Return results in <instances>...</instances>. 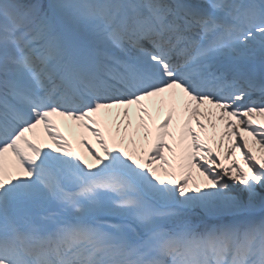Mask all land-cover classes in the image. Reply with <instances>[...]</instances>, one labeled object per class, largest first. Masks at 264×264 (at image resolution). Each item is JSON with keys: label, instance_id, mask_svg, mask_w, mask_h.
<instances>
[{"label": "snow or ice", "instance_id": "obj_1", "mask_svg": "<svg viewBox=\"0 0 264 264\" xmlns=\"http://www.w3.org/2000/svg\"><path fill=\"white\" fill-rule=\"evenodd\" d=\"M0 264H264V0H0Z\"/></svg>", "mask_w": 264, "mask_h": 264}, {"label": "rangeland", "instance_id": "obj_2", "mask_svg": "<svg viewBox=\"0 0 264 264\" xmlns=\"http://www.w3.org/2000/svg\"><path fill=\"white\" fill-rule=\"evenodd\" d=\"M89 138L91 139V137H90V136H89ZM93 139H94V138H93ZM80 150H81V151H83V149H82V148H81ZM85 155H86V153H85Z\"/></svg>", "mask_w": 264, "mask_h": 264}, {"label": "bare ground", "instance_id": "obj_3", "mask_svg": "<svg viewBox=\"0 0 264 264\" xmlns=\"http://www.w3.org/2000/svg\"><path fill=\"white\" fill-rule=\"evenodd\" d=\"M67 129H64V131H66ZM251 140V138H249Z\"/></svg>", "mask_w": 264, "mask_h": 264}]
</instances>
